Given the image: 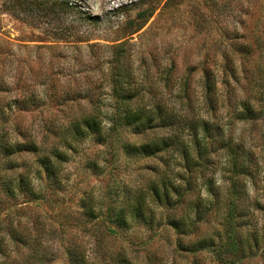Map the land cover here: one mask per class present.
<instances>
[{"label": "trees", "instance_id": "obj_1", "mask_svg": "<svg viewBox=\"0 0 264 264\" xmlns=\"http://www.w3.org/2000/svg\"><path fill=\"white\" fill-rule=\"evenodd\" d=\"M178 1L139 0L114 13L140 8L136 19L140 23L132 36L158 12L155 22L159 23ZM0 3L3 12L47 40L73 48V62L79 67L67 84L61 80L64 61L55 65L50 60L41 72L34 64L25 69L24 61H15L11 44L0 40V216L42 201L47 189L61 191L69 154L78 153L79 146L90 140L118 156L159 161L154 179L143 177L111 200L112 232L128 231L133 224L150 232L163 229L174 233L180 256L205 253L214 264H264V226L259 229L257 219L264 205L250 198L261 165L246 138L236 135L237 123L251 124L252 129L264 124V0H249L245 6L240 0H211V18L221 24L214 30L210 27L219 37L212 51L214 61L202 63L201 102L196 99L195 106L187 81L177 84L174 101L159 93L156 76L168 70L167 84L173 82L175 60L163 62L158 53L150 52V60L141 57L136 66L127 41L106 47L107 91L91 87L89 74L98 61L84 60L78 44H88L97 56L98 45L90 42L101 24L85 0ZM199 7L195 16L204 20ZM255 15L249 31L242 24ZM36 113L51 115V123H44L41 133L26 124V118ZM126 132L149 137L131 142L124 137ZM90 163L100 169L97 162ZM219 168L226 170L225 192L217 185ZM92 205L83 202L82 208L85 217L95 221L100 216ZM3 228L0 264H35L41 256L32 249L31 238L15 230V220L6 219ZM67 256L69 264H89L80 247L69 248ZM114 264L140 263L123 254Z\"/></svg>", "mask_w": 264, "mask_h": 264}, {"label": "rangeland", "instance_id": "obj_2", "mask_svg": "<svg viewBox=\"0 0 264 264\" xmlns=\"http://www.w3.org/2000/svg\"><path fill=\"white\" fill-rule=\"evenodd\" d=\"M85 1L93 14L99 16L101 24L98 26L95 40L90 42L98 45L99 48L94 49L98 52L97 56L93 57L94 52L87 48L88 44H78L82 48L81 55L84 60L94 63L98 61L93 66L95 70L89 74L93 81L91 87L102 86L103 90L107 91L109 83L106 56L109 49L106 47L127 41L133 47L136 66L140 64L141 57L150 60L148 56L150 52L158 53L157 58L163 62H167L164 59L169 58L175 60L176 71L173 82L167 84L168 70L156 76L160 81L159 93L174 101L171 96L177 95V84L181 80L187 81L191 86L193 105L195 106L196 99L201 102L202 63L212 58L215 40L219 37L218 33L210 31V27L214 30L221 24L214 22L215 17L211 18L212 13L209 10L211 0H179L167 14L161 17L159 23L155 22L158 12L144 29L132 36L131 34L137 31L136 25L140 23L136 20L140 8L132 7V10L128 9L127 13L122 14H116L114 11L122 5L139 0ZM240 3L245 6L249 0H240ZM199 4L203 8L204 20L195 16V13H199ZM257 18L258 16H253L242 26H246L249 31L253 30ZM210 36L214 38L213 42ZM0 40L11 44L9 46L15 55V61L16 59L24 61L27 64L25 69L32 68L34 64L41 72L50 60L55 65L60 60L64 61L66 66L61 80L67 84L72 81L73 70L77 72L79 68L77 63L73 62V48L47 40L39 31L3 12L1 7ZM212 60L214 61V58ZM71 65L75 69H71ZM175 104L177 107L180 106L178 102ZM187 108L188 105L185 104L184 110ZM201 108L202 106L199 107ZM48 115L51 117L46 113L28 116L26 124L41 133L42 125L51 123ZM251 126V124L237 123L236 135L246 138L248 146L255 152L254 160L261 165L258 169L261 170L259 183L250 189V198L258 200L263 206L264 124L259 125L257 129H252ZM124 137L131 142H142L149 136L136 137L126 132ZM115 152L112 149L96 146L90 140L83 142L79 146L78 153H70L68 162L63 166L65 180L61 191L47 189L42 201L30 203L22 209L15 207V213L2 212L0 232L4 229L6 219H14L15 230L21 237L31 238L32 249L41 256L34 261L35 264H69L67 250L75 247H80L89 264H114L116 258L123 254L140 264H214L211 255L205 253L198 256H180L175 250L173 232H166L163 229L150 232L139 224H133L128 231L115 229L117 231L112 232L114 227L108 217L111 200L118 194L121 197V193L128 186L140 183L143 177L154 179L156 177L154 168L159 164L156 159L137 161L124 155L118 156ZM90 162H97L100 169L90 167ZM225 174L226 170L219 168L216 177L217 180L219 179L217 185L223 192L229 184L226 180H222ZM248 183L250 184V181ZM83 202L96 206L100 216L97 220L93 221L85 217ZM257 217L258 228L261 229L264 226V213L258 212ZM261 239L263 241L264 237L261 236Z\"/></svg>", "mask_w": 264, "mask_h": 264}]
</instances>
